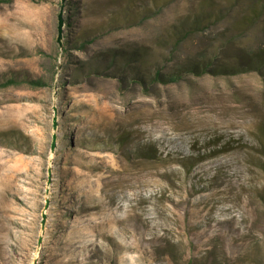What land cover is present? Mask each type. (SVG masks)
<instances>
[{
    "label": "rangeland",
    "instance_id": "1",
    "mask_svg": "<svg viewBox=\"0 0 264 264\" xmlns=\"http://www.w3.org/2000/svg\"><path fill=\"white\" fill-rule=\"evenodd\" d=\"M202 1L63 0L58 44L61 0H0V264H264V70L147 93L80 69L146 45L170 70L164 28Z\"/></svg>",
    "mask_w": 264,
    "mask_h": 264
},
{
    "label": "trees",
    "instance_id": "2",
    "mask_svg": "<svg viewBox=\"0 0 264 264\" xmlns=\"http://www.w3.org/2000/svg\"><path fill=\"white\" fill-rule=\"evenodd\" d=\"M223 7L217 0H203L198 12L186 13L164 28L165 38L158 47L167 51V61H174L165 71L154 64L153 70L144 72L147 55L154 54L146 45L108 47L97 51L89 59L80 62V69L99 71L112 69L109 76H116L123 83H138L149 93L152 85L178 82L184 74L201 76L232 75L264 70V0H226ZM204 6H207L204 9ZM225 23L202 50L183 60H176L180 48L187 40L203 34L210 25ZM253 37L254 39H251ZM68 41L65 42V47ZM81 41L77 49L84 47ZM175 59V60H174ZM90 62V63H89ZM105 72V70H104ZM7 83V84H6ZM2 85L11 83L8 80ZM31 84L43 85L40 81ZM123 144L120 139L119 145Z\"/></svg>",
    "mask_w": 264,
    "mask_h": 264
},
{
    "label": "water",
    "instance_id": "3",
    "mask_svg": "<svg viewBox=\"0 0 264 264\" xmlns=\"http://www.w3.org/2000/svg\"><path fill=\"white\" fill-rule=\"evenodd\" d=\"M63 7H64V3H63V0H61V5H60V8H59V12L57 14V37H56V40H57L58 44H60V39H61V36H62ZM52 147H53V143H52Z\"/></svg>",
    "mask_w": 264,
    "mask_h": 264
}]
</instances>
